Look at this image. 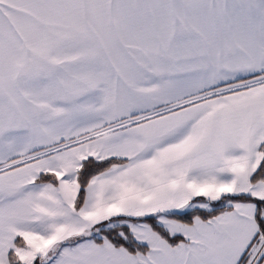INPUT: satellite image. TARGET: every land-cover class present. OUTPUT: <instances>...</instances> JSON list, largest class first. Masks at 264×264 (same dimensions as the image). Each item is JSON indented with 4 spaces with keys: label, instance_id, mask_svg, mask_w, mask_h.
I'll return each mask as SVG.
<instances>
[{
    "label": "snow or ice",
    "instance_id": "6c2138e0",
    "mask_svg": "<svg viewBox=\"0 0 264 264\" xmlns=\"http://www.w3.org/2000/svg\"><path fill=\"white\" fill-rule=\"evenodd\" d=\"M0 264H264V0H0Z\"/></svg>",
    "mask_w": 264,
    "mask_h": 264
}]
</instances>
